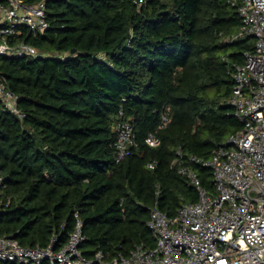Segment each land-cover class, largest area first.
I'll list each match as a JSON object with an SVG mask.
<instances>
[{
	"label": "trees",
	"instance_id": "trees-1",
	"mask_svg": "<svg viewBox=\"0 0 264 264\" xmlns=\"http://www.w3.org/2000/svg\"><path fill=\"white\" fill-rule=\"evenodd\" d=\"M21 1H45L49 27L36 36L22 28L16 36L44 56L0 55V76L24 115L0 109V236L30 247L55 238L58 250L77 213L87 258L98 250L112 258L137 244L153 247L150 208L173 216L181 202L197 200L196 189L171 167L177 151L182 160L208 157L241 128L225 99L234 85L231 65L242 62L253 40H221L241 24L237 6ZM166 108L169 121L159 127ZM120 117L132 125L135 143L116 161L113 126ZM149 134L156 146L145 141ZM192 166L212 193L211 169Z\"/></svg>",
	"mask_w": 264,
	"mask_h": 264
},
{
	"label": "built area",
	"instance_id": "built-area-1",
	"mask_svg": "<svg viewBox=\"0 0 264 264\" xmlns=\"http://www.w3.org/2000/svg\"><path fill=\"white\" fill-rule=\"evenodd\" d=\"M141 2V1H139ZM237 6L239 28L222 36L232 43L251 38L253 48L244 51L242 62L232 63L234 85L225 103L232 108L241 128L214 147L208 157L188 155L178 150L171 167L197 191L196 201H183L175 215L168 216L156 206L150 208L147 226L155 240L153 247L137 244L127 255L106 258L98 250L90 258L80 248L85 240L77 213L67 242L58 250L53 240L46 247L23 246L11 235L0 236V260L19 264H264V0H230ZM45 1L33 4L21 0L0 2V55L40 57L34 46L17 39L23 30L36 36L49 27ZM19 97L0 76V109L23 118ZM122 116V112L119 113ZM169 121L168 108L161 114L159 127ZM115 160L129 153L134 131L128 120L114 124ZM145 141H159L149 134ZM193 164L211 169V193L203 188ZM154 167V162L148 164ZM0 176V203L2 193ZM159 189L156 190V195Z\"/></svg>",
	"mask_w": 264,
	"mask_h": 264
},
{
	"label": "water",
	"instance_id": "water-1",
	"mask_svg": "<svg viewBox=\"0 0 264 264\" xmlns=\"http://www.w3.org/2000/svg\"><path fill=\"white\" fill-rule=\"evenodd\" d=\"M74 52H75V50H74V49H72V50H71V53H74Z\"/></svg>",
	"mask_w": 264,
	"mask_h": 264
}]
</instances>
